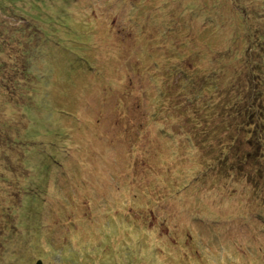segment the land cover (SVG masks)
I'll return each mask as SVG.
<instances>
[{
  "label": "rangeland",
  "instance_id": "rangeland-1",
  "mask_svg": "<svg viewBox=\"0 0 264 264\" xmlns=\"http://www.w3.org/2000/svg\"><path fill=\"white\" fill-rule=\"evenodd\" d=\"M47 1L54 5L51 11L55 9L62 19L52 14L45 33L34 38L30 33L29 44L33 43L36 60L44 57L49 46L59 59L42 93L44 112L33 117L39 115L49 127L68 131L70 142L59 154L49 146L33 148L30 142L22 144L18 135L32 130L30 123L34 119L21 108L0 111V264H35L37 259L43 264H264V231H258L255 241L249 226L237 228L231 236L216 227L224 219L229 224L237 218L232 217L234 206H238L234 204L243 200L245 206H264V183L261 173L255 170L259 159L255 156H261L252 147L243 152L244 145L220 165L224 160L219 159L220 150L210 154L207 144L185 141L182 142L188 147L180 149V139L176 141L178 145L168 146L164 136H159L163 128L160 121H140L150 103L147 100L154 95L147 72L150 63L143 56L147 58L159 50L160 20L177 18L180 3L190 0H74L73 4L68 0ZM242 2L250 7L246 8L250 13H229L222 18L223 27L210 28L208 38L214 41L215 51L229 47L231 55H240L235 63H229L227 58L222 65L227 64V81L241 74L242 81L232 92L246 94L248 89L258 88L250 81L264 79V0ZM256 17L261 18L260 22H253ZM154 18L155 24L150 22ZM201 18L189 11L182 14L181 21L192 29L188 33L179 31L183 36H176L178 41L204 34L206 24ZM215 19L219 21L217 16ZM9 22L24 32L33 20L0 17L1 26L8 27ZM246 27L250 37H244ZM41 35L49 45L45 46ZM164 37L172 35L168 31ZM35 38L37 46L42 39L40 48H36ZM78 38L82 44L75 43ZM152 40H158L154 48L150 43L146 45ZM4 45V52L0 51V90L20 104H31L22 86L31 88L34 79H26L18 71L24 68L19 62L21 46L17 45L14 52V44H7V48ZM241 47L242 52L238 51ZM12 52L17 54L13 57ZM204 54L203 61L208 66L211 56ZM39 67L40 74H48L49 69L41 61ZM260 85L264 87V81ZM34 87L42 92V86ZM257 97L264 102V93ZM252 99H256V92L249 94L246 104ZM101 103L105 105L100 108ZM118 103L124 104L120 111L127 124L118 122L120 116L113 112ZM50 147L58 150L57 145ZM168 148L177 158L172 170L166 168L162 154ZM20 159L28 170L17 168ZM84 165L87 168L79 174L77 168ZM248 168L257 178L254 183L252 175L246 173ZM170 176L173 178L169 182ZM161 182L163 188L156 186ZM21 187H26L37 201L32 203L31 211L17 217ZM127 188L130 193L138 189L147 195L133 198ZM68 195L69 212L64 210L58 215L56 211L61 209L59 205L63 207L61 202ZM52 197L59 205L51 202L49 206L55 210L45 209L43 201ZM199 210H204L201 221ZM8 221L10 227L5 223ZM258 221L257 229L264 226L263 221Z\"/></svg>",
  "mask_w": 264,
  "mask_h": 264
},
{
  "label": "trees",
  "instance_id": "trees-1",
  "mask_svg": "<svg viewBox=\"0 0 264 264\" xmlns=\"http://www.w3.org/2000/svg\"><path fill=\"white\" fill-rule=\"evenodd\" d=\"M73 1L74 0H68L67 2L68 4H73ZM245 4L242 0H190L189 3L184 5L180 3L181 10L176 13L177 18L173 17L168 20L162 18L160 20L158 34L162 39H158L160 40L158 46L159 50L150 53L147 58L143 56V58L150 63V68L147 69V72L153 81L150 86L154 89V95L151 99L147 100V102L150 103L146 111L141 113L140 121L142 119H151L156 124H159V121L160 124H167H159L160 127H163L159 136H164L163 142L168 146L171 144L174 146L179 144L181 145L180 149H183L188 147L185 145L186 143L182 142L185 141L187 143L195 142L196 145L207 144L210 147V154L220 150L219 152L222 155H220L219 159L222 160L221 158H224L220 165L224 164L226 158H229L234 152H237L240 146H246L243 152L247 151L246 148L252 147L254 152L261 156H255L259 158L255 170L258 174L261 173L259 177L262 183H264V169H262V159H264V102L257 97V94L264 93L262 89H259L264 88L260 85L263 84L264 79H257L256 83L250 81V83L258 87L256 91H249L248 89L246 94L244 91L240 90L232 92L236 85L242 81L241 74H237V77L233 81H227L229 71L226 68L227 64L222 65V63L227 58L229 63H235L240 55H237V52L231 55V49L229 47H224L223 50L215 51L213 47L215 46L213 45L214 41L208 38V36L212 34L210 28L223 27L224 21H222V18L229 13L234 16H241L242 11H244L243 14L250 13V11L246 9L250 7H245ZM53 7L54 5L47 0H0V17H5L6 20H8L9 17H14L16 19L30 18V20H33L31 26H25L24 32L22 29L16 27V25H14L15 23L9 22L10 25H7L8 27L0 25V51L4 52L2 49L3 44H5L4 47H6L7 44L9 46L14 44V52L17 50V45H20V51L18 52L20 54L19 62L24 65V68L18 71L24 74L26 79L32 77L35 80L31 83V88L24 84L22 86L26 95L32 99L31 104H20L0 90V99H2L0 111H5L6 108L12 107L16 109L21 108V110L26 111L28 116L34 119L30 123L32 130L21 131L18 135V141L21 140L22 144L30 142L33 148L49 146L52 152L59 154L63 148L66 147L65 145L70 142V135L67 134L68 131L66 133L60 127L57 129L49 127L50 125L47 121L39 115L33 117V114H38L40 111L44 112L45 106L43 104L42 93L45 91L44 86H46L47 79L52 76L51 69L53 68V64L57 63L59 58L55 50L51 49L49 46L44 57L41 60H36L33 55V43L29 44L32 40L31 35H33L34 38V36L39 33H45L47 23L50 24L53 19L52 14H57L58 18L62 19L55 9L51 11ZM217 7H220L221 10L216 11ZM188 11L195 16L202 17L201 19L206 24L202 29L205 33H197L191 39L184 38L178 41L176 36H183L179 31L186 30L188 33V30L192 29L191 25L181 21L182 14ZM261 13L264 15L263 12ZM215 16L219 18V21L215 19ZM260 20L261 18L256 17L253 19V22H260ZM155 21V18L150 20L153 24H155ZM58 23L59 22H57V24ZM38 25L40 26L39 28ZM17 26L21 25L17 24ZM238 26L241 27L240 23ZM254 28L256 29V33H258L259 29L256 27ZM168 31L172 37L165 39L164 35H168ZM249 31V27L243 29L244 37H250ZM261 32L262 30L260 29V33ZM30 33L32 34L30 35ZM232 33L234 34V29H232ZM41 36L45 46L49 45L48 39H45L44 35ZM206 38L208 41H205ZM36 39L37 38L34 39V42ZM42 39H39L38 46L35 42L36 48H40ZM58 40L62 43L65 42L64 39L61 38H58ZM158 40L148 41L146 45L150 43L151 48H154V46L158 44ZM75 43L82 44L80 38H78ZM251 47L253 48V46H250V48ZM238 51L242 52V47L241 50L239 49ZM14 52H12L13 57L17 54ZM204 53H208V57L211 56V63L208 66L203 61L205 60L203 56H206ZM249 56L246 54L248 59L251 58ZM158 57H160V60H158ZM39 61L49 69L47 75L40 74ZM218 66H221V69H219ZM104 70H106V68ZM260 70L262 71L261 64ZM98 76L99 75H96V77ZM35 83L43 87L42 92L34 87V85H36ZM132 84L130 83L129 85L131 86ZM251 92H256V99H252L246 104ZM244 94L246 95L245 97ZM99 105L101 108L105 103ZM123 105V103H118V106L113 109V112L115 114L118 113L116 115L117 117L120 116L118 122L127 124L124 120L126 118H123V114H121ZM58 112L63 115L66 114L65 111ZM46 113L50 115L49 112ZM127 113L128 109L126 112V116L128 117ZM165 114L167 117L166 119H164ZM172 121L174 122L172 123ZM5 125L7 127L8 123ZM34 126H36V128ZM180 129H184L185 132H178ZM49 138L53 139L51 141L43 140ZM177 139H180L178 144H176ZM170 141H172V143H170ZM5 144L8 145L9 143L5 142ZM55 145H57L58 150H53L50 147ZM168 149L169 151L166 149L162 154L164 155L166 168L172 170L174 166H176L175 163L177 158L172 157V149ZM73 153L74 152L71 154ZM71 154L68 155L71 157ZM48 155L52 154L49 152ZM45 157L46 155L44 158ZM237 161L241 163L239 157ZM17 168L28 170L21 159L19 160ZM83 168L87 167L84 165L81 168H77V172L80 174ZM187 171L189 170L186 167L185 172ZM246 173L252 175L251 181L253 180V183L256 182L257 178L253 175L254 173L252 174L249 168L246 170ZM114 174H116V172H114ZM169 175H172L171 172ZM172 178L173 176H170L169 182ZM182 180L190 182L187 178H183ZM163 184L164 182H161L156 186L162 185L161 188H163ZM188 184L189 183L184 185L185 189L188 188ZM99 187L100 185H97L96 194L98 195L101 194ZM20 190L22 197L19 199L20 209L17 213V217H22V214L28 212L29 209L31 211L33 208L32 203L37 201L35 196L34 198L27 192L26 187H21ZM143 191L141 193V190L134 189V191L130 193L129 188H127V194L133 198L138 197L139 194H141V198L144 195L146 196L147 193ZM51 202L58 204L57 201L53 200V197L51 200L47 198L46 201H43L45 209L52 208L55 210L53 206H49ZM70 202L71 199L69 196L64 202H61L63 207L58 204L61 209L56 211L57 214H62L64 210H68L69 212ZM64 203H67V205ZM234 205H240V207L234 206L235 211L232 217L237 218H233L229 224H227L228 221L224 219L220 221L216 227H221L229 236L234 235V231L237 228L245 225L252 228L254 236L258 234L259 230L262 232L264 231V226L257 229L259 225L258 220L264 222V206L250 203L246 205L247 207L250 206V209H247L244 200ZM2 211L4 212L3 208ZM8 219L10 218L7 217V220ZM5 223L10 227L8 225L9 221Z\"/></svg>",
  "mask_w": 264,
  "mask_h": 264
},
{
  "label": "clouds",
  "instance_id": "clouds-1",
  "mask_svg": "<svg viewBox=\"0 0 264 264\" xmlns=\"http://www.w3.org/2000/svg\"><path fill=\"white\" fill-rule=\"evenodd\" d=\"M198 214H199L198 217H200V221H201V216H202V214H203V210H199ZM198 214H197V215H198ZM196 225L198 226L197 223H196ZM203 229L205 230V228H203Z\"/></svg>",
  "mask_w": 264,
  "mask_h": 264
},
{
  "label": "bare ground",
  "instance_id": "bare-ground-1",
  "mask_svg": "<svg viewBox=\"0 0 264 264\" xmlns=\"http://www.w3.org/2000/svg\"><path fill=\"white\" fill-rule=\"evenodd\" d=\"M158 187H162V185H159ZM209 207H210V206H209ZM258 237H259L258 235H255V236H254V240H255V241H256V239L258 240Z\"/></svg>",
  "mask_w": 264,
  "mask_h": 264
},
{
  "label": "water",
  "instance_id": "water-1",
  "mask_svg": "<svg viewBox=\"0 0 264 264\" xmlns=\"http://www.w3.org/2000/svg\"><path fill=\"white\" fill-rule=\"evenodd\" d=\"M35 264H42V262H41V260L38 259L35 261Z\"/></svg>",
  "mask_w": 264,
  "mask_h": 264
}]
</instances>
